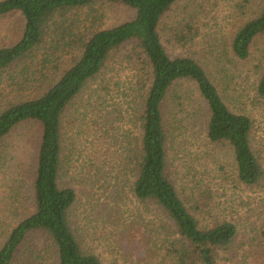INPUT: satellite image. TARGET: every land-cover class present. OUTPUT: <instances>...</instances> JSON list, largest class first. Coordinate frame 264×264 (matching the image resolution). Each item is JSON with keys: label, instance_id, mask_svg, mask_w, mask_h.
Segmentation results:
<instances>
[{"label": "rangeland", "instance_id": "1", "mask_svg": "<svg viewBox=\"0 0 264 264\" xmlns=\"http://www.w3.org/2000/svg\"><path fill=\"white\" fill-rule=\"evenodd\" d=\"M263 3L264 0H181L164 15L160 34L171 57L196 60L229 108L253 120L252 147L264 159V98L257 92L264 73V34L255 39L247 60L237 59L232 52L235 35L260 15ZM134 15L126 6L99 2L69 17L82 23L81 31L89 34L123 24ZM24 27L20 12L1 17L0 49L15 45ZM60 57V70L50 69L43 83L19 96L10 95L7 100L43 94L80 57V51H65ZM138 79L127 52L122 51L109 61L102 75L89 82L66 114L68 137L73 139V187L78 193L72 220L85 246L103 264H175L155 240L159 235H147L162 227L165 230L161 238L176 232L174 223L157 206H136L142 213V227L130 231L115 228L108 223V211L100 210V204L105 200L115 206L116 200L108 199L110 194L103 195V190L89 181L87 166L102 151L110 149L105 160L114 163L127 138L130 136L134 142L139 136ZM173 93L181 97V104ZM165 108L171 134L168 174L179 195L202 228L224 221L238 227L232 245L219 251L217 264H264V188L242 184L232 149L208 140V109L194 83L175 87ZM41 136V124L28 121L15 127L0 143V246L9 230L35 211L34 182ZM123 192L117 203L129 223L134 221L136 210L128 190ZM32 252L37 253L39 264L58 262L56 247L43 235L27 240L17 264H23Z\"/></svg>", "mask_w": 264, "mask_h": 264}, {"label": "trees", "instance_id": "2", "mask_svg": "<svg viewBox=\"0 0 264 264\" xmlns=\"http://www.w3.org/2000/svg\"><path fill=\"white\" fill-rule=\"evenodd\" d=\"M181 0H2L0 18L14 12L24 17L21 39L0 49V143L15 127L36 121L42 126L38 164L35 173V211L9 230L0 246V264H17L29 238L47 237L57 249V264H103L76 232L73 208L78 193L73 187V148H70L66 114L92 80L102 75L109 61L122 51L135 66L139 79L136 91L141 97L138 114L139 136H129L114 163L105 158L110 149L91 162L88 175L116 200H105L100 210L108 211V223L128 231L142 227V214L136 206L155 205L174 223V235L161 238L164 227L147 235H159L166 257L175 264H217L219 251L228 249L238 236L231 222L201 227L168 174L170 120L165 104L181 83H194L208 109L207 138L212 144L229 146L234 155L238 180L251 188H264V159L252 147L253 120L232 111L205 69L190 57H171L163 44L160 25L167 11ZM123 5L135 12L134 18L118 26L87 34L69 15L96 3ZM264 34V3L260 15L245 23L232 43L239 60H247L255 39ZM80 51V57L60 79L35 98L8 101L44 82L50 69L60 70V54ZM264 98V73L257 87ZM178 105L181 97L173 93ZM132 179V180H131ZM136 211L127 222L117 200L123 191ZM139 214V215H138ZM145 227V226H144ZM42 256V255H41ZM32 252L23 264L37 263ZM22 260V259H21ZM20 260V261H21Z\"/></svg>", "mask_w": 264, "mask_h": 264}]
</instances>
